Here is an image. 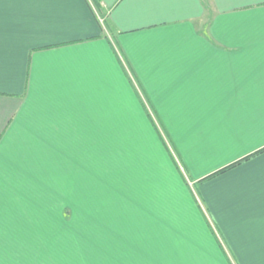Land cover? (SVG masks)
Segmentation results:
<instances>
[{"label": "crops", "instance_id": "obj_1", "mask_svg": "<svg viewBox=\"0 0 264 264\" xmlns=\"http://www.w3.org/2000/svg\"><path fill=\"white\" fill-rule=\"evenodd\" d=\"M95 1L0 0V264H264V0ZM149 114L183 175L123 173Z\"/></svg>", "mask_w": 264, "mask_h": 264}, {"label": "rangeland", "instance_id": "obj_2", "mask_svg": "<svg viewBox=\"0 0 264 264\" xmlns=\"http://www.w3.org/2000/svg\"><path fill=\"white\" fill-rule=\"evenodd\" d=\"M161 124H159L157 122ZM154 119L155 125L157 130H159L160 133L166 134L165 142L163 143L160 138H158L155 130L151 126V133L152 138L149 139L148 134L146 130H144L143 121H138L137 124H135V128H133L132 124H129V120H120V125L124 127L122 130L128 132L130 131L129 135H121L120 136V149L119 152H117L118 159L120 161L126 162L127 164L125 166V170L123 173H131L133 170V162L136 159H146L145 165L147 167L146 173L151 172V174L156 173V167L154 168V165H158L159 167L162 165L161 161L167 159L168 164L171 168H173L172 173L177 174L178 170L177 168L180 167L182 163V158L179 156L178 152L176 151V145L172 142L171 137L169 136V133L165 127V124L160 118ZM149 125H151L150 121L148 120ZM145 134H144V132ZM155 137V138H154ZM95 140H85L83 138V172H81V169L78 170V174L83 173V175H111L113 174V171L115 173V168L113 167V153L111 150L104 149L102 151L96 150L95 148L98 146L94 143ZM152 142L156 145H153ZM87 146V148H86ZM165 146L168 148V151L173 156L174 160L170 159V157L167 154V150ZM111 148V146H110ZM152 158L153 162V168H152V162L148 158ZM178 156V157H177ZM137 157V158H135ZM179 158V160H178ZM151 167L149 168V166ZM122 167H120L121 169ZM141 168L143 169L142 165ZM170 169V168H169ZM150 170V171H149ZM136 173H144L143 170L140 168ZM160 174V173H159ZM163 174V173H162Z\"/></svg>", "mask_w": 264, "mask_h": 264}, {"label": "trees", "instance_id": "obj_3", "mask_svg": "<svg viewBox=\"0 0 264 264\" xmlns=\"http://www.w3.org/2000/svg\"><path fill=\"white\" fill-rule=\"evenodd\" d=\"M93 5H94V8H95L96 10L99 9V7H98V3H97L95 0H93ZM144 105L147 106L146 104H144ZM147 107H148V106H147ZM152 114H155V112H154V111L151 112V115H152ZM149 115H150V114H149ZM151 115H150L149 118H148V120H149L150 123H151V126H152L153 129L155 130V132H156L158 138H160V140H161L163 143H166V142H165L166 134H164V133H160L159 130H157V128H156V125H155V121H154V119H157V117H152ZM157 122H158V119H157ZM158 123H159V122H158ZM159 124H160V123H159ZM160 125H161V124H160ZM165 148H166V150H167V154H168V156L170 157V159H172L173 161H175L174 158H173V156L171 155V153L168 151V148H167L166 146H165ZM262 151H263V150H259V151H257V152H254L253 154L247 156L245 159H247V158H249V157H253V156H255V155L261 153ZM177 157H178V156H177ZM178 160H179V158H178ZM230 167H231V166H230ZM230 167H229V166H227V167H223V168H221L220 170H218V171L212 173L211 175H215V174L222 173L225 169H228V168H230ZM177 170H178L179 174H182V175H183V172H182L183 169H182V167H181V170H180V167H178Z\"/></svg>", "mask_w": 264, "mask_h": 264}]
</instances>
